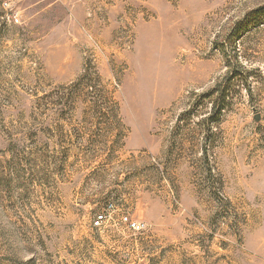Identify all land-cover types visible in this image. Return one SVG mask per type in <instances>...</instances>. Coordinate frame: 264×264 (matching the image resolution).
Wrapping results in <instances>:
<instances>
[{"label": "rangeland", "instance_id": "374dc122", "mask_svg": "<svg viewBox=\"0 0 264 264\" xmlns=\"http://www.w3.org/2000/svg\"><path fill=\"white\" fill-rule=\"evenodd\" d=\"M261 9L0 0V264H264Z\"/></svg>", "mask_w": 264, "mask_h": 264}, {"label": "trees", "instance_id": "16d2710c", "mask_svg": "<svg viewBox=\"0 0 264 264\" xmlns=\"http://www.w3.org/2000/svg\"><path fill=\"white\" fill-rule=\"evenodd\" d=\"M261 15V17L264 15V9L255 11L253 13H251L250 15L247 16V20L249 19V17H256ZM236 34V33H235ZM232 37H235L234 34L232 35ZM236 78L235 74H232L230 76H228L227 79V84L225 85H220L216 90H215V94L217 95L215 102H214V109H215V113L212 117L209 118L210 121L212 122H217V124L219 125L221 118L223 117V112H224V104L228 103L230 101V84L231 82ZM248 92L251 93V88H248ZM212 129V128H211Z\"/></svg>", "mask_w": 264, "mask_h": 264}, {"label": "built area", "instance_id": "2783aa9c", "mask_svg": "<svg viewBox=\"0 0 264 264\" xmlns=\"http://www.w3.org/2000/svg\"><path fill=\"white\" fill-rule=\"evenodd\" d=\"M114 211H115L114 205L109 203L107 205L106 210L96 215V217L93 220V226L98 229L103 227L105 222L112 219V214L114 213ZM121 221L122 223L127 225V227L132 231L140 233L146 230V224L144 222L134 221L130 219L128 216L122 217Z\"/></svg>", "mask_w": 264, "mask_h": 264}]
</instances>
